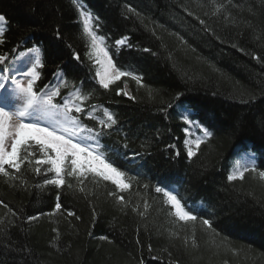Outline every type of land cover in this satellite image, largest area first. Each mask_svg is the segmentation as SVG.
Returning a JSON list of instances; mask_svg holds the SVG:
<instances>
[{
  "label": "trees",
  "instance_id": "trees-1",
  "mask_svg": "<svg viewBox=\"0 0 264 264\" xmlns=\"http://www.w3.org/2000/svg\"><path fill=\"white\" fill-rule=\"evenodd\" d=\"M77 3L0 0L6 17L0 55L7 57L0 69L10 72L18 57L38 48L43 67L37 89L59 84V72L68 85L61 96L82 87L91 93L86 113L94 105L96 116L102 118L104 109L115 116L101 144L131 178L133 188L121 193L129 205L107 194L114 190L109 182H86L80 193L75 182L58 189L31 172L21 174L27 183L0 177V200L8 206L0 205V264H264V183L253 173L227 180L244 154L264 170V0ZM80 8L92 14L93 30L105 37L117 68L140 77V85L126 76L107 90L99 86ZM123 37L127 45L118 48L115 41ZM125 83L134 99L116 94ZM199 126L212 136L204 138ZM190 131L204 139L192 158L185 143ZM157 186L210 219L215 232L197 221L193 247V226L186 229L169 214ZM58 195L62 207L56 211ZM144 201L149 208L141 217L132 208L143 211Z\"/></svg>",
  "mask_w": 264,
  "mask_h": 264
},
{
  "label": "snow or ice",
  "instance_id": "snow-or-ice-1",
  "mask_svg": "<svg viewBox=\"0 0 264 264\" xmlns=\"http://www.w3.org/2000/svg\"><path fill=\"white\" fill-rule=\"evenodd\" d=\"M73 3L79 8L77 0H73ZM220 7L222 5L216 8V12L220 11ZM79 15L83 18L82 34L90 40L92 51L89 55L90 57L95 56V63L102 69L97 70L95 74L99 86L107 90L126 76H130L140 85V77L117 68L109 50L104 46L105 37L93 30L92 14L80 8ZM5 21V15L0 14V44L5 42L3 28ZM200 23L203 24L204 21L201 20ZM127 39V37L118 39L115 44L125 45ZM74 58L79 60V55L76 54ZM6 60V56L0 55V64H4ZM26 67L27 70L21 73L23 79L10 76L7 67L0 69V90H2L0 91V177H4L6 181L21 180L22 183H27L26 180H22L21 174L31 172L37 176L42 175L44 185H52L58 189L65 187L71 189L75 182L80 193L85 192L86 182L90 181L94 185L109 182L114 185V190L107 194L114 197L122 207H128L129 201L121 193L129 192L133 188L131 178L125 171L114 165L101 144V137L107 134L106 130L112 129L117 124L115 116L107 109L103 110L102 118L96 116L94 105L86 113L85 102L90 99L91 93H85L82 87L73 85L72 91L66 96H61V87L67 88L68 85L60 78L59 72L55 74L60 79L59 84H45L43 88L37 89V82L41 76L38 69L43 67L40 49H29ZM126 88L125 83V87L118 88L116 94L134 99L125 90ZM82 114H85V119L96 121V126L90 127L86 124L81 118ZM183 119L186 123H194L188 116H184ZM199 127L203 131L204 138L212 136L207 128ZM192 143L195 149L199 150L204 139L197 138ZM196 154L197 151L188 148V158ZM252 159L253 157H248L244 162L238 163L227 176V180L229 182L243 181L246 179V174L253 173V178L264 182V170L257 169L250 162ZM155 192L163 193L165 203L170 208L169 214L176 221L182 222V227L187 229L193 226L191 229L193 247H198L194 227L197 221L204 229L215 232L212 221L188 209L173 190L157 186ZM57 201L55 210L59 211L62 207L59 203V195ZM0 205L8 207L2 200H0ZM143 208V211H139L138 207L134 206L132 211L144 217L149 208L147 201H144ZM8 210L13 216L16 215L10 208ZM67 215L75 216L76 214L68 211ZM38 218V216H29L28 220L34 221ZM76 218L80 219L78 216ZM53 231L57 230L53 229ZM171 235L178 236L177 233H171ZM101 239L107 240L108 237H101ZM184 243L188 244L187 238ZM149 251H152L151 245H149ZM153 259L158 258L153 257ZM140 264H143V261H140ZM172 264H177V262H172Z\"/></svg>",
  "mask_w": 264,
  "mask_h": 264
},
{
  "label": "rangeland",
  "instance_id": "rangeland-1",
  "mask_svg": "<svg viewBox=\"0 0 264 264\" xmlns=\"http://www.w3.org/2000/svg\"><path fill=\"white\" fill-rule=\"evenodd\" d=\"M81 21H82V23H83V18L81 17ZM126 44H127V42H126ZM125 44V45H126ZM125 45H117L118 47H123V46H125ZM28 55H29V53H27V54H24V55H22L21 57H19V59L17 60V62H16V64H15V67H14V69L9 73V75L10 76H16L18 79H23L24 77H23V75L21 74L23 71H26L27 70V67H26V61H27V57H28ZM34 55V54H33ZM94 58H95V56H94ZM97 67H98V69L99 70H102L101 68H100V65H98L97 64ZM17 70H19V71H17ZM0 91H2V90H0ZM42 123H44V121H42ZM191 133H188L189 134V138H188V143H187V146H188V148H192L194 151H197L196 149H195V145L192 143V141H194L195 139H197L198 137L192 132V131H190ZM248 157H252L251 155H249V154H244L242 157H239L238 159H237V161H236V166L238 165V163H242V162H244L245 160H247L248 159ZM252 164H253V162H252V160L250 161ZM251 176V175H250ZM254 177V174L252 175V177L251 178H253ZM255 179V178H254ZM257 180L259 181V182H261L258 178H257ZM236 181H239V180H236ZM261 183H264V182H261ZM182 224V223H181ZM206 252L208 253V251L206 250ZM227 252V251H226ZM234 254H235V252H233ZM212 254V251H210L209 253H208V255H211ZM237 254H238V252H237Z\"/></svg>",
  "mask_w": 264,
  "mask_h": 264
},
{
  "label": "bare ground",
  "instance_id": "bare-ground-1",
  "mask_svg": "<svg viewBox=\"0 0 264 264\" xmlns=\"http://www.w3.org/2000/svg\"><path fill=\"white\" fill-rule=\"evenodd\" d=\"M4 23H5V22H4ZM27 53H29V52H27ZM27 53H24V54H27ZM24 54H23V55H24ZM21 56H22V55H21ZM21 56H20V57H21ZM18 59H19V57L16 59L15 63L13 64V68H12V69H14L15 64H16V62H17ZM96 67H97V66H96ZM199 208H200V205H199Z\"/></svg>",
  "mask_w": 264,
  "mask_h": 264
}]
</instances>
